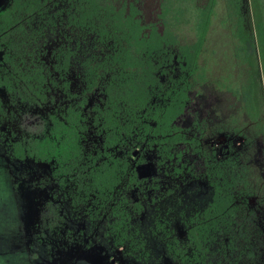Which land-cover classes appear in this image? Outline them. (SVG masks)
<instances>
[{
  "label": "flooded vegetation",
  "instance_id": "af4514ba",
  "mask_svg": "<svg viewBox=\"0 0 264 264\" xmlns=\"http://www.w3.org/2000/svg\"><path fill=\"white\" fill-rule=\"evenodd\" d=\"M5 51L0 44V184L13 207L0 204V264H223L228 247L219 239L238 219L231 214L261 216L264 233L263 181L248 183L256 196L224 182L211 157L197 168L192 150L180 156L152 149L162 143L143 134L104 132L81 67L33 99L2 73ZM83 92L87 116L76 119V132L60 133L68 98ZM245 141L240 132L204 140L220 160Z\"/></svg>",
  "mask_w": 264,
  "mask_h": 264
},
{
  "label": "trees",
  "instance_id": "16d2710c",
  "mask_svg": "<svg viewBox=\"0 0 264 264\" xmlns=\"http://www.w3.org/2000/svg\"><path fill=\"white\" fill-rule=\"evenodd\" d=\"M186 1L171 10L161 0H11L0 16L7 64L1 71L37 100L81 67L87 92L98 95L94 118L104 132L143 134L162 143L152 149L180 156L192 150L197 168L211 157L215 171L222 165L224 182L254 192L242 182H255L251 174L264 181V0H235L233 54L243 60L224 57L230 64L224 67L213 47L221 41L210 38L219 0H206L191 15ZM85 61L92 62L88 69ZM246 63L250 76L243 79L235 70ZM68 100L74 104L59 120L67 134L87 116L89 97L83 92ZM241 130L248 144L224 148L222 160L204 142Z\"/></svg>",
  "mask_w": 264,
  "mask_h": 264
},
{
  "label": "rangeland",
  "instance_id": "374dc122",
  "mask_svg": "<svg viewBox=\"0 0 264 264\" xmlns=\"http://www.w3.org/2000/svg\"><path fill=\"white\" fill-rule=\"evenodd\" d=\"M206 0H187L186 1V9L188 12L190 11L189 15L196 12L197 9H203L204 3ZM162 2V7L166 8L169 7L171 10H178L180 7V0H164L165 4ZM167 6L165 7V5ZM216 15L214 17V22L212 24L211 30H210V38L213 40H218L221 42H214V49L218 53L216 54V57H220V67L229 66L230 64L225 61L224 57H228L229 59L240 63L239 57H234L233 49L234 44L237 42L234 33L232 31V27L237 24L238 21V14H237V6L235 4V0H219V3L216 5ZM219 20L226 21L225 27L221 26V23H219ZM192 39V37L190 38ZM231 44L230 46H225V43ZM90 47V43H89ZM37 58H49V53H45V55H41V52L36 53ZM48 60V59H47ZM243 60V59H242ZM92 62L90 61L88 65L85 61V69H88L89 65H91ZM243 67V70H242ZM235 73L243 79H246L250 76V66L248 63L243 65H239L237 67V70H235ZM241 130V134H243ZM245 144H248V142H244ZM250 151V150H249ZM247 151L248 158H253L256 156L255 150L252 148L251 151ZM153 171L152 167L148 168L146 172ZM251 174V173H250ZM255 178V182H261V176L259 175H253ZM252 180V179H250ZM248 182H242V185H245V188L248 186ZM252 182V181H250ZM260 186L264 189V181L260 184ZM7 185L5 183L0 184V204L3 207L4 211H8L12 209L13 207V201L11 194L9 193V189L6 188ZM194 191H192L191 197L196 198L197 193L199 194L200 190H197L199 188V184H193ZM207 188V186H206ZM208 193V192H207ZM261 194H264V191L261 192ZM206 195V194H205ZM209 197V196H207ZM249 204L255 205L256 201L254 199L249 200ZM231 220L235 218H238L236 225V229L234 227V223L232 224H226L227 228L224 229L223 233L220 235L219 244L220 246L225 247V244L228 247V251L224 252L222 262L223 264H264V233L261 232L258 225H261V222H259L261 216H255L253 214L247 215L244 214L243 217H240L238 213L231 214ZM241 215V214H240ZM229 221V220H228ZM233 221V220H232ZM264 224V222H263ZM213 246H217V241L211 243ZM209 262L212 261H219L216 259V256L213 254H209ZM162 264H174L173 262H170L169 260L166 263Z\"/></svg>",
  "mask_w": 264,
  "mask_h": 264
},
{
  "label": "water",
  "instance_id": "95a60500",
  "mask_svg": "<svg viewBox=\"0 0 264 264\" xmlns=\"http://www.w3.org/2000/svg\"><path fill=\"white\" fill-rule=\"evenodd\" d=\"M10 0H0V12L4 11L8 4H9Z\"/></svg>",
  "mask_w": 264,
  "mask_h": 264
}]
</instances>
